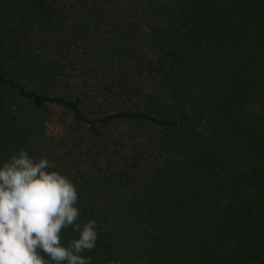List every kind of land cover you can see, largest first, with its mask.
Returning a JSON list of instances; mask_svg holds the SVG:
<instances>
[{"label": "trees", "instance_id": "trees-1", "mask_svg": "<svg viewBox=\"0 0 264 264\" xmlns=\"http://www.w3.org/2000/svg\"><path fill=\"white\" fill-rule=\"evenodd\" d=\"M20 148L77 188L91 264H264V0H0Z\"/></svg>", "mask_w": 264, "mask_h": 264}, {"label": "clouds", "instance_id": "clouds-1", "mask_svg": "<svg viewBox=\"0 0 264 264\" xmlns=\"http://www.w3.org/2000/svg\"><path fill=\"white\" fill-rule=\"evenodd\" d=\"M56 168L24 148L0 163V264H91L96 221L80 222L78 190ZM68 229L78 236L64 245Z\"/></svg>", "mask_w": 264, "mask_h": 264}]
</instances>
